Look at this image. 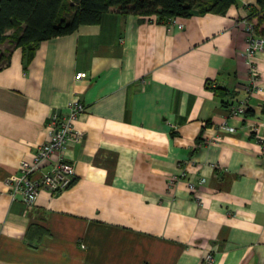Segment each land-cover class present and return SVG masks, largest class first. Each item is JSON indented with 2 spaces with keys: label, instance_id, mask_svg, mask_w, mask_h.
<instances>
[{
  "label": "crops",
  "instance_id": "obj_1",
  "mask_svg": "<svg viewBox=\"0 0 264 264\" xmlns=\"http://www.w3.org/2000/svg\"><path fill=\"white\" fill-rule=\"evenodd\" d=\"M243 3L169 23L111 7L22 45L4 34L0 264H264V51L251 90ZM74 99L75 178L26 206L10 179Z\"/></svg>",
  "mask_w": 264,
  "mask_h": 264
},
{
  "label": "trees",
  "instance_id": "obj_2",
  "mask_svg": "<svg viewBox=\"0 0 264 264\" xmlns=\"http://www.w3.org/2000/svg\"><path fill=\"white\" fill-rule=\"evenodd\" d=\"M240 1L73 0L66 4V0H0V42L10 29L14 30L17 45L66 35L80 25L98 23L102 14L111 7L156 23H169L174 18H188L195 14H223L228 7ZM247 16L252 20L260 16L259 20L264 23V0H254L252 5L249 4ZM254 29L256 32L255 23Z\"/></svg>",
  "mask_w": 264,
  "mask_h": 264
},
{
  "label": "built area",
  "instance_id": "obj_3",
  "mask_svg": "<svg viewBox=\"0 0 264 264\" xmlns=\"http://www.w3.org/2000/svg\"><path fill=\"white\" fill-rule=\"evenodd\" d=\"M245 7L249 4L243 3ZM149 22L153 20L149 19ZM171 22V21H170ZM240 25L244 31L245 37V56L248 61V84L251 90L258 88V72L253 63V58L257 53L264 51V37L256 34L254 22L247 15L240 20ZM86 76L84 72H78L76 79H82ZM65 115H59L56 112L51 114L49 124L50 132L48 140L40 145L33 157L32 162H20V176L18 179H10L13 183V194H20L22 201L26 206L32 207L39 190L47 189L53 193H58L66 189L75 178V169L72 163L66 160V149L70 141L79 143L82 140V134L74 127L76 119L85 111L81 101L74 99L69 101L66 106ZM244 107L236 105L232 108L231 114L243 116ZM55 157L52 161L51 157ZM49 164V165H48ZM45 166H49L44 170ZM185 173L180 172V177ZM177 178V177H176ZM203 182L187 184L189 191L199 200L197 186ZM211 255L205 258L206 264H210Z\"/></svg>",
  "mask_w": 264,
  "mask_h": 264
},
{
  "label": "rangeland",
  "instance_id": "obj_4",
  "mask_svg": "<svg viewBox=\"0 0 264 264\" xmlns=\"http://www.w3.org/2000/svg\"><path fill=\"white\" fill-rule=\"evenodd\" d=\"M70 1L72 2L73 0H66V4H67V2H70ZM259 19H260V16L259 17L257 16V17H255L253 22L255 24H257V29H256L257 35L263 36V34H264V23H262Z\"/></svg>",
  "mask_w": 264,
  "mask_h": 264
}]
</instances>
